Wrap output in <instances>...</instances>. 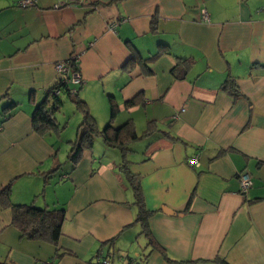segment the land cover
<instances>
[{"label":"crops","instance_id":"obj_1","mask_svg":"<svg viewBox=\"0 0 264 264\" xmlns=\"http://www.w3.org/2000/svg\"><path fill=\"white\" fill-rule=\"evenodd\" d=\"M20 1L0 0V261L264 264V0ZM74 53L97 127L106 94L113 125L147 130L128 144L127 171L98 136L75 163L67 139L59 159L60 106L59 131L32 123ZM129 174L151 212L143 229ZM9 203L62 207L57 243L22 236Z\"/></svg>","mask_w":264,"mask_h":264},{"label":"trees","instance_id":"obj_2","mask_svg":"<svg viewBox=\"0 0 264 264\" xmlns=\"http://www.w3.org/2000/svg\"><path fill=\"white\" fill-rule=\"evenodd\" d=\"M72 67L75 70H79L77 64L74 62H72ZM69 88V84L59 78L57 83L47 90L46 97L37 103L32 112V123L35 128L43 132L51 127L54 130H60L59 125H57L55 121L54 112L62 103L60 93H66L71 98L75 99L79 108L84 113L83 120L80 124L81 129L79 135L73 140H69L71 144L67 151V158L71 160L72 163H75L79 159L81 151L90 148L93 144L94 138L98 136L106 145L116 147L120 150V166L126 168V165L130 161L126 157V152L132 150L128 144L145 135L147 130H144L142 134H138L134 128L133 121L130 118H127L118 125H113L117 113V104L111 99V95H109L111 109L110 118L102 128H98L95 119L86 110L85 103L81 102V99H77V94H74V96L71 95ZM54 89H58L59 92L56 93ZM134 101V99L128 100L127 105L135 103ZM14 105H16V103L10 101L3 109H9ZM128 178L135 188V197L139 204L136 222H139L143 229V227L147 225V216H149L151 212L145 208L141 202V196L138 193L137 184L134 183L133 175L129 174ZM9 205L12 208V222L19 229L22 236L30 239L36 238L39 240H46L53 244L57 243L64 218V209L62 207H41L32 203H9ZM142 231L144 232V230ZM100 261L101 258L96 262L100 264ZM0 264L11 263L3 260L0 261Z\"/></svg>","mask_w":264,"mask_h":264},{"label":"built area","instance_id":"obj_3","mask_svg":"<svg viewBox=\"0 0 264 264\" xmlns=\"http://www.w3.org/2000/svg\"><path fill=\"white\" fill-rule=\"evenodd\" d=\"M35 1L36 0H21L20 4L21 6H29V5H33ZM66 1L67 0L58 1L56 5H61L63 3H66ZM199 15H200V19H202L203 21H207L209 19L208 14L204 8L200 10ZM77 56L78 55L74 53L68 56L66 59L56 63V70L61 74V79L70 86L69 88L70 94H75L77 91V85H79L83 81L79 70H75L72 67V62L76 63L77 61ZM54 91L56 93L59 92L58 89H54ZM189 163L193 165H197L198 164L197 156L195 155L191 157L189 159ZM238 179L240 183L241 193L244 194L248 191L249 187L253 183L251 174L246 170H241L238 172ZM100 264H108V261L103 259L100 261Z\"/></svg>","mask_w":264,"mask_h":264},{"label":"rangeland","instance_id":"obj_4","mask_svg":"<svg viewBox=\"0 0 264 264\" xmlns=\"http://www.w3.org/2000/svg\"><path fill=\"white\" fill-rule=\"evenodd\" d=\"M77 92V91H76ZM62 103L60 105L62 114L56 115V118L58 119L59 123L62 125H65L63 128V131H61V138L63 140H60V148L57 149L56 156L59 159L65 158L66 154V140L67 139H74L77 135H79L78 132H80V129H76L78 127V123H80L83 119L82 113H78V103L75 101V99L71 98L68 94L63 95V93H60ZM74 96V94H71ZM76 95V93H75ZM105 98L107 103L110 105L109 101V95L105 94ZM113 99V97H111ZM119 113V111H118ZM82 115V116H81ZM104 124H101L100 128L103 127Z\"/></svg>","mask_w":264,"mask_h":264},{"label":"water","instance_id":"obj_5","mask_svg":"<svg viewBox=\"0 0 264 264\" xmlns=\"http://www.w3.org/2000/svg\"><path fill=\"white\" fill-rule=\"evenodd\" d=\"M164 209V211L165 212H167V213H171L172 211H170V210H166L165 208H163Z\"/></svg>","mask_w":264,"mask_h":264}]
</instances>
